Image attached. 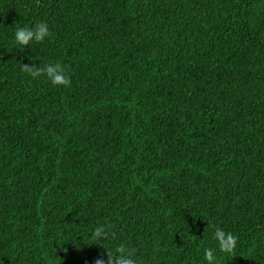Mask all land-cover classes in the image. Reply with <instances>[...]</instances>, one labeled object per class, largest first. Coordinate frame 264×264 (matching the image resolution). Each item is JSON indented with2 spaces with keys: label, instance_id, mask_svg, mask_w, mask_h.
Returning a JSON list of instances; mask_svg holds the SVG:
<instances>
[{
  "label": "trees",
  "instance_id": "obj_1",
  "mask_svg": "<svg viewBox=\"0 0 264 264\" xmlns=\"http://www.w3.org/2000/svg\"><path fill=\"white\" fill-rule=\"evenodd\" d=\"M55 62L70 87L22 71ZM121 243L138 264H264V0H0V264Z\"/></svg>",
  "mask_w": 264,
  "mask_h": 264
},
{
  "label": "clouds",
  "instance_id": "obj_2",
  "mask_svg": "<svg viewBox=\"0 0 264 264\" xmlns=\"http://www.w3.org/2000/svg\"><path fill=\"white\" fill-rule=\"evenodd\" d=\"M52 37L47 22L40 21L32 26H24L16 29L14 34L15 43L20 47V50L26 48L30 43H43L45 39ZM22 71L27 73L32 79L46 77L53 86L70 87L71 77L66 67L60 63H47L41 66L35 64H22ZM213 228V236L217 242V247L220 252L225 254H233L237 247L238 237L231 233L225 232L222 228L209 225ZM115 233L108 230L107 225H98L91 233L93 240H104L114 237ZM107 261L98 259L95 264H138L136 259V249L127 246L126 244H118L115 250L106 249ZM204 260L207 264H215V250L212 248L204 252Z\"/></svg>",
  "mask_w": 264,
  "mask_h": 264
}]
</instances>
